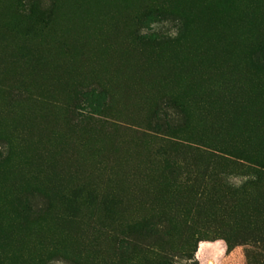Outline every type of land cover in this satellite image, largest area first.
<instances>
[{
  "label": "rangeland",
  "instance_id": "1",
  "mask_svg": "<svg viewBox=\"0 0 264 264\" xmlns=\"http://www.w3.org/2000/svg\"><path fill=\"white\" fill-rule=\"evenodd\" d=\"M0 264H264V0H0Z\"/></svg>",
  "mask_w": 264,
  "mask_h": 264
}]
</instances>
